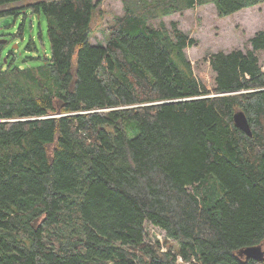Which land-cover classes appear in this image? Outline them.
Instances as JSON below:
<instances>
[{"label":"trees","instance_id":"obj_1","mask_svg":"<svg viewBox=\"0 0 264 264\" xmlns=\"http://www.w3.org/2000/svg\"><path fill=\"white\" fill-rule=\"evenodd\" d=\"M21 1L0 0L25 13L0 36V264H264L240 254L264 245V30L208 56L210 91L197 40L153 23L264 0H122L106 45L101 0ZM34 14L47 37L27 33Z\"/></svg>","mask_w":264,"mask_h":264},{"label":"rangeland","instance_id":"obj_2","mask_svg":"<svg viewBox=\"0 0 264 264\" xmlns=\"http://www.w3.org/2000/svg\"><path fill=\"white\" fill-rule=\"evenodd\" d=\"M37 1L53 0H22L20 4L27 6ZM29 10V8H26L25 11L28 13ZM123 14L124 5L122 0H101L93 20L92 43L106 45L110 27L116 18ZM24 15L25 13L18 17L14 15L0 17V36L15 33ZM31 21L33 23L32 28ZM173 21L178 23L179 28L184 33L197 40V44L187 48L185 52L193 64L195 75L211 91L214 88L215 73L207 60L208 56L219 51L228 52L236 48L245 49L248 47L249 38L257 31L264 30V3L223 18L218 15L214 4H207L160 18L153 23L158 26L161 22H164L168 28H171ZM40 23L44 28V37H47L45 21L43 17L39 18L37 14H34L33 17L28 16L27 33L36 34ZM259 56L264 69V51L260 52ZM147 229L151 237L164 245V250L169 247L165 246L166 234L163 230L150 224L147 225Z\"/></svg>","mask_w":264,"mask_h":264},{"label":"water","instance_id":"obj_3","mask_svg":"<svg viewBox=\"0 0 264 264\" xmlns=\"http://www.w3.org/2000/svg\"><path fill=\"white\" fill-rule=\"evenodd\" d=\"M0 41L3 43L6 42L5 39H2ZM15 47H17V45H15ZM5 61H6V59H5ZM234 120H235V123L237 124V126L242 128V130H244L250 136L252 135L251 127L249 125L248 119H247L244 112H237L234 116ZM240 254L245 256L246 258H252L255 260H263L264 259L263 244L258 245V246L245 248L240 252Z\"/></svg>","mask_w":264,"mask_h":264}]
</instances>
